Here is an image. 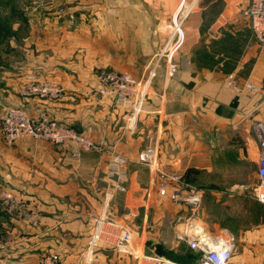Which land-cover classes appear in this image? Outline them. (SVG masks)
I'll return each instance as SVG.
<instances>
[{"label":"crops","instance_id":"crops-1","mask_svg":"<svg viewBox=\"0 0 264 264\" xmlns=\"http://www.w3.org/2000/svg\"><path fill=\"white\" fill-rule=\"evenodd\" d=\"M67 1L66 16L51 11L39 20L29 18L30 29L39 33L34 40L40 52H26L0 70V105L24 106L32 116L49 107L51 117L105 151L76 156L72 142L23 137L7 144L0 134V186L7 185L38 215L36 221L6 215L0 262L39 264L41 255L54 252L62 264H158L155 257L191 264L199 253L190 239L226 233L212 214L224 197L217 190H228V197L236 190L205 180L230 156L237 162L245 153L255 162L259 158L254 125L264 122V43L244 15L249 0L201 2L179 36L174 74L167 75L165 64L159 68L136 118L133 104L102 91L98 73L146 77L164 42L160 24L173 20L184 0ZM32 73L58 83L63 95L54 100L22 95L20 87ZM230 76L238 89L228 83ZM150 145L157 148L160 171L179 174L204 191L198 209L175 202L170 190L160 193V173L139 161ZM114 155L125 161L114 162ZM108 193V219L130 229L136 251L151 258L107 246L86 260L92 215L104 210ZM253 258L243 248L233 251L231 264H253Z\"/></svg>","mask_w":264,"mask_h":264},{"label":"built area","instance_id":"built-area-1","mask_svg":"<svg viewBox=\"0 0 264 264\" xmlns=\"http://www.w3.org/2000/svg\"><path fill=\"white\" fill-rule=\"evenodd\" d=\"M203 0H184L178 15L171 21L162 22L160 31L164 36L161 48L153 55L147 65V75L137 78L128 72L100 69L98 80L102 84V91L116 96L120 102L131 103L134 107V118L145 109V102L152 81L157 77L159 68L165 64L168 76H172L176 69L174 54L178 47V39L188 16L196 11ZM250 28L257 40L264 43V0H249L244 11ZM228 83L238 89L236 80L230 76ZM255 88L253 84H247ZM20 93L25 96H39L46 99H58L63 95V88L56 82L42 79L39 74H28L26 82L20 88ZM49 107L40 110L37 116L29 114L24 106H9L0 116V132L7 144H13L23 137H32L48 140L55 144L72 142L77 145L76 156L84 151L103 152L105 147L93 140L90 136L79 132L49 114ZM255 136L259 147L257 161L258 182L254 193L258 201L264 204V122L258 121L254 125ZM114 162L122 163L124 158L114 155ZM139 161L156 172L160 173L159 190L170 196L175 202L184 203L194 210L198 209L203 201L204 191L198 186L185 182L179 174H168L160 171L158 166V151L155 145L145 147L139 153ZM120 190L124 186L118 184ZM111 193L106 194L105 208L96 215H92L90 238L85 250V258L91 261L98 249L110 246L121 253H129L141 259L151 258L144 253H138L133 243V234L130 229L112 222L107 217V207ZM0 202L12 215L21 218L37 219V210L16 196L7 186H0ZM190 246L199 253L198 259L191 264H231L235 248L232 236H218L214 239H190ZM3 245H0V248ZM158 264H182L166 257L153 258ZM0 264H2L0 262ZM39 264H62L58 253L48 252L41 255Z\"/></svg>","mask_w":264,"mask_h":264},{"label":"rangeland","instance_id":"rangeland-1","mask_svg":"<svg viewBox=\"0 0 264 264\" xmlns=\"http://www.w3.org/2000/svg\"><path fill=\"white\" fill-rule=\"evenodd\" d=\"M70 4L67 0H0V70L18 63L19 56L26 52H40L34 40L39 33L30 29L29 18L37 17L39 20V16L51 11L56 16H66ZM1 107L0 116L6 109ZM243 155L239 162L236 155L224 160V165H219L218 170L210 173L205 181L216 182L218 187L232 185L236 188L234 197H228L226 189L217 190L224 191V197L219 195L220 204L214 207L213 218H218L227 227L224 236L234 238L235 252L247 248L254 257L253 264H264V204L256 199L254 193L258 182L257 162L246 153ZM226 200L230 203L221 205ZM8 214L0 202V231L3 226H8ZM249 231L255 235L250 237Z\"/></svg>","mask_w":264,"mask_h":264},{"label":"trees","instance_id":"trees-1","mask_svg":"<svg viewBox=\"0 0 264 264\" xmlns=\"http://www.w3.org/2000/svg\"><path fill=\"white\" fill-rule=\"evenodd\" d=\"M167 255H169V254H167ZM198 257H199V255L196 257V260L198 259Z\"/></svg>","mask_w":264,"mask_h":264}]
</instances>
